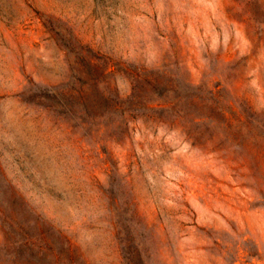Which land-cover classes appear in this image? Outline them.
Instances as JSON below:
<instances>
[{"label": "rangeland", "instance_id": "obj_1", "mask_svg": "<svg viewBox=\"0 0 264 264\" xmlns=\"http://www.w3.org/2000/svg\"><path fill=\"white\" fill-rule=\"evenodd\" d=\"M0 209L21 264H264V0H0Z\"/></svg>", "mask_w": 264, "mask_h": 264}, {"label": "trees", "instance_id": "obj_2", "mask_svg": "<svg viewBox=\"0 0 264 264\" xmlns=\"http://www.w3.org/2000/svg\"><path fill=\"white\" fill-rule=\"evenodd\" d=\"M0 231L2 242L0 250H4L13 264H21L18 259L17 249L24 247L25 250L37 259L47 260L50 255V247L45 235L41 232L37 236L29 235L22 227L16 224L13 217H9L0 209ZM11 249L13 252H11ZM0 264L2 262L0 261Z\"/></svg>", "mask_w": 264, "mask_h": 264}]
</instances>
